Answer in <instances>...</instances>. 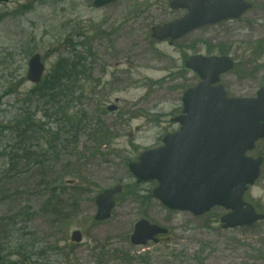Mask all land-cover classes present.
Wrapping results in <instances>:
<instances>
[{
  "label": "rangeland",
  "instance_id": "1",
  "mask_svg": "<svg viewBox=\"0 0 264 264\" xmlns=\"http://www.w3.org/2000/svg\"><path fill=\"white\" fill-rule=\"evenodd\" d=\"M93 1L0 3V173L7 165L1 151L17 144L12 120L30 116L56 130V118L42 119V101L26 102L35 88L27 79L33 55L42 57L48 75L76 48L87 57L94 84H87L86 99L75 110L73 132L58 142L59 155L46 156L52 160L45 178L52 191H42L43 178L34 171L23 175L24 187L12 181L0 186L2 256L21 242L24 255L11 259L24 264H264V222L223 230L222 208L202 217L172 212L153 198L155 186L138 183L128 168L179 129L172 119L181 114L183 93L199 82L184 70L185 58L229 54L237 67L222 83L231 97H254L264 87V4L253 0L240 21L197 30L169 47L150 37L153 26L183 15L171 11L167 0H118L101 10ZM117 99L118 111L109 112ZM42 134L37 132L38 144ZM252 156L264 157V140ZM119 184L125 189L111 219L95 222L96 196ZM245 200L264 213V166ZM143 218L167 228L168 235L158 244L133 246L130 237ZM75 230L82 231V244L71 242Z\"/></svg>",
  "mask_w": 264,
  "mask_h": 264
},
{
  "label": "water",
  "instance_id": "2",
  "mask_svg": "<svg viewBox=\"0 0 264 264\" xmlns=\"http://www.w3.org/2000/svg\"><path fill=\"white\" fill-rule=\"evenodd\" d=\"M115 1L96 0L94 5L101 8ZM171 7L186 9L188 14L154 28L152 37L159 41L169 39L173 44L196 29L239 19L251 5L244 0H174ZM186 67L203 82L184 94L183 115L173 120L181 126V132L167 136L162 148L143 154L138 163L130 165V170L143 182L158 181L154 197L170 210L199 217L223 207L232 211L221 218L223 229L263 221L264 215L245 204L243 197L248 186H253L261 175L263 159L255 160L246 154L264 139V89L253 99H229L224 87L218 85L220 76L234 67L227 57L194 56ZM44 71L40 56H34L28 79L39 83ZM121 192L122 186H117L97 197L98 222L111 218L116 206L114 197ZM167 233V229L141 220L131 241L139 246L149 241L157 243L156 236ZM72 241L81 243L82 233L74 232Z\"/></svg>",
  "mask_w": 264,
  "mask_h": 264
},
{
  "label": "trees",
  "instance_id": "3",
  "mask_svg": "<svg viewBox=\"0 0 264 264\" xmlns=\"http://www.w3.org/2000/svg\"><path fill=\"white\" fill-rule=\"evenodd\" d=\"M88 74L89 71L84 60L78 55L72 57L68 54V56L61 57L49 76L31 90L26 102L30 103L31 99L42 101L45 104V108H42V119L50 121L56 118L53 123H59L56 125V132H54L50 130L51 128L48 129L49 131L44 129L46 125L43 123L35 124L30 116L12 120V130L17 134V144L10 151L7 149L1 151L2 157L7 160V165L1 171L3 173L2 177L0 173V186L4 185L6 187L12 181L11 183L14 184L20 182L21 186L24 187L23 182H21L23 175L34 171L35 174L38 173L43 178L39 182V186L44 193L48 194L50 184L45 181V178L51 169L52 160L46 159V156H49L50 151L58 156L60 152L57 142L74 130V125L78 122L76 119L79 117L75 110L83 102L84 93L86 92L84 78L87 79ZM41 130L46 131V133L42 132L43 142L38 144L39 140L36 135ZM8 189H5V195ZM0 191H3V189L0 188ZM47 204H50V201ZM3 223L4 220L1 218L0 226ZM21 246L20 242L15 248L16 251L13 250L12 253L24 255L26 247ZM3 251L6 252L4 249ZM12 253L2 256L3 252L0 248V264H24V262L13 261L11 258L15 254ZM31 255H34V253L31 252L26 259L28 260Z\"/></svg>",
  "mask_w": 264,
  "mask_h": 264
},
{
  "label": "flooded vegetation",
  "instance_id": "4",
  "mask_svg": "<svg viewBox=\"0 0 264 264\" xmlns=\"http://www.w3.org/2000/svg\"><path fill=\"white\" fill-rule=\"evenodd\" d=\"M171 1V0H170ZM262 3L264 4V1H262ZM254 4H256V2H254Z\"/></svg>",
  "mask_w": 264,
  "mask_h": 264
}]
</instances>
